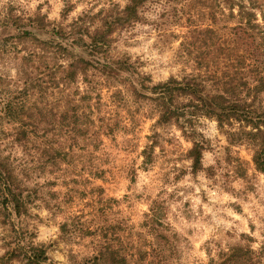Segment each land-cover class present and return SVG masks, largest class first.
<instances>
[{
	"label": "rangeland",
	"instance_id": "374dc122",
	"mask_svg": "<svg viewBox=\"0 0 264 264\" xmlns=\"http://www.w3.org/2000/svg\"><path fill=\"white\" fill-rule=\"evenodd\" d=\"M126 2L0 0V157L8 156L28 196L27 212L18 218L3 217L0 205V257L9 242L24 238V244L41 247L48 262L97 264L89 258L102 240L99 230L102 235L106 232L111 246L120 247L130 264L138 249L150 253L151 247L164 264H214L219 252L245 244L241 235L255 241L253 249L264 242V172L257 171L244 147L227 144L214 120L204 118L196 126L195 140L202 142L203 150L200 168L192 172L186 156L189 139L173 125L157 126L149 104L130 96L124 83H104L103 77L88 71L97 81L92 90L81 75L63 86L56 81L58 70L22 63L21 56L32 44L24 32L37 39L51 38L36 28V22L46 25V30L64 28L79 15L99 17ZM256 2L262 4V9L254 10L261 23L264 0ZM180 6V0L171 1L162 14L159 2L146 4L138 22L112 34L108 56L126 59L152 84L197 73L179 42L189 30L205 27L226 36L235 20L212 23L210 2L196 6L207 8L200 16L186 13V7L180 14ZM64 8L67 13H62ZM76 53L91 57L81 50ZM260 58L264 64V51ZM117 90L120 95L113 97ZM85 92L90 96L79 100ZM7 103L21 104L28 114L54 117V142L62 140L58 134L64 133L76 105L77 112L88 113L94 124L88 133L97 134L89 143L81 136L75 141L67 138L63 149L68 157L63 160L32 161V148L25 152L10 144V125L4 122ZM105 122L111 126L109 135L100 127ZM152 140L150 159L144 162L142 151ZM87 228L95 234L84 232ZM151 257H142L137 264H149Z\"/></svg>",
	"mask_w": 264,
	"mask_h": 264
},
{
	"label": "trees",
	"instance_id": "16d2710c",
	"mask_svg": "<svg viewBox=\"0 0 264 264\" xmlns=\"http://www.w3.org/2000/svg\"><path fill=\"white\" fill-rule=\"evenodd\" d=\"M171 1L175 0H127L121 9L113 6L99 17L79 15L64 28L46 30V25L36 22V28L51 38L37 39L30 35V31L24 32L32 44L21 56L22 63L28 68L58 70L60 76L56 81L60 80L63 86L74 82L81 75L85 82L88 81L89 90H92L97 81L94 80V74L88 71H94L103 77L104 83L111 80L124 83V90L130 96L149 104L157 126L173 125L189 139L191 147L186 156L190 159L192 172L200 168L203 146L195 137L199 135L196 126L204 118L214 120L227 144L239 145L249 151L254 167L257 171L264 172V64L260 58L261 51H264V15L260 12V19L263 21L260 23L254 12L255 9H262V4L256 0H246L247 4L243 3L244 0H180L181 6L177 10L180 14L185 12L183 9L186 7V13L191 15L192 12L195 16H200L206 7L201 10L196 6L210 2L214 17L212 23L225 19L235 20L234 25L228 27L229 33L226 36L218 34L211 27H205L189 30V35L179 42L181 50L194 62L197 73L170 76L163 82L152 84L149 77L136 72L133 64L126 59L108 56L113 41L112 34L138 22L141 19L140 9L148 3L159 2L163 14ZM67 12L68 8L62 11ZM78 50L90 55V59L77 54ZM34 63L39 65H32ZM51 80L54 81L55 78ZM119 95L120 91L117 90L112 96ZM89 96L85 92L79 100ZM22 109L24 106L21 104H5L4 122L10 125V144L25 152L32 148L35 153L32 161L63 160L68 157L63 149L67 138L75 141L81 136L89 143L94 141L97 134L88 133L92 120L88 113L77 112V105L71 108L73 113L69 117L67 128L63 130L65 134H58L62 140L56 142L51 139L57 136L51 128L54 117L36 112L28 114ZM101 125L106 135L112 132L108 122L100 124V127ZM49 132L53 134L48 136ZM154 143L155 140H152L142 151L144 162L150 159L148 152ZM9 162L8 156L0 157V205L4 210L3 217L13 215L18 218L27 212L28 196H24V187ZM153 215L151 212V217ZM84 232L93 235L96 230L87 228ZM97 233L102 240L98 241L94 255L89 258L92 262L130 264L120 247L111 246V240L105 231L103 235L100 230ZM240 238L245 240V244L232 245L226 251L219 252L214 264H264V242L253 249L251 244L255 241L251 237L241 235ZM6 246L9 248L0 257V264H9L13 260L20 264H54L48 262L41 247L32 246L31 243L24 244V238L21 242H9ZM137 252L138 257L132 264L143 261L142 257H151L149 254L153 255L147 263L164 264L158 259L159 253H156L158 250L154 247H151L150 253L140 252L139 249Z\"/></svg>",
	"mask_w": 264,
	"mask_h": 264
}]
</instances>
